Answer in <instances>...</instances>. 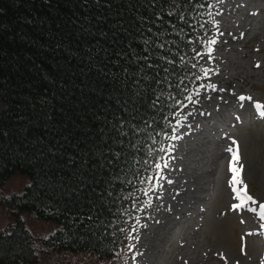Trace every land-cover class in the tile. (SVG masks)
<instances>
[{"label":"trees","instance_id":"obj_1","mask_svg":"<svg viewBox=\"0 0 264 264\" xmlns=\"http://www.w3.org/2000/svg\"><path fill=\"white\" fill-rule=\"evenodd\" d=\"M206 2L0 0V264L118 260L136 190L198 85Z\"/></svg>","mask_w":264,"mask_h":264},{"label":"rangeland","instance_id":"obj_2","mask_svg":"<svg viewBox=\"0 0 264 264\" xmlns=\"http://www.w3.org/2000/svg\"><path fill=\"white\" fill-rule=\"evenodd\" d=\"M196 25L206 47H195L196 53H206V42L218 40L211 58L197 55V65L210 70L201 84H215L217 90L193 93L197 102H188L178 119L180 138L168 143V167L161 173L167 179L154 180L157 186L148 195L136 190L126 244L118 260L107 264H225L218 254L227 264H264L261 222L253 213L231 210L237 201L226 151L233 140L239 144L248 193L264 202V118L252 107L264 103V0H210L198 9ZM240 95L253 100L241 107ZM23 182L16 174L5 191L19 190ZM25 220L39 233L52 226L31 214ZM8 222L7 209L0 206V227ZM62 263L51 257L39 264Z\"/></svg>","mask_w":264,"mask_h":264},{"label":"snow or ice","instance_id":"obj_3","mask_svg":"<svg viewBox=\"0 0 264 264\" xmlns=\"http://www.w3.org/2000/svg\"><path fill=\"white\" fill-rule=\"evenodd\" d=\"M219 35L222 36L223 33H219ZM217 42H218V40L216 38L208 40L206 42L207 52L206 53H197V55L200 56V55L207 54L211 58V54L214 51L212 46L215 45ZM256 66L259 67L260 65L257 64ZM193 67H195V65H193ZM209 71H210L209 69H202L203 77L197 76L196 79L200 80L202 78L209 77ZM181 83H183V81H181ZM202 88L203 89L210 88L213 91L217 90V86L215 84H208V85L200 84L198 87H196L194 89V93L196 96L200 95V89H202ZM221 91H223V89H221ZM185 99L189 103L197 102V101H193V95L192 94L187 95L185 97ZM238 100L241 102L240 106L243 107L244 101H252L253 98L251 96L240 95L238 97ZM177 103L180 104L182 107H187V105L184 104L183 101H177ZM252 107H254L257 114L261 118H264V103L253 102ZM237 119H239V117H237ZM177 123L179 124V121H177ZM179 138L180 137L175 136V135H173L171 137L172 140H176ZM168 150L170 151L171 149H168ZM160 151H165V149L162 148V149H160ZM226 151L228 153H230V157H231L230 158V167H229V171L232 173V177L230 180V187H231L232 192L234 193L233 199L235 201H237L236 203L232 204L231 210L235 211V212H241V213H243L244 211H247V212L255 214V216L261 222L260 228L264 229V202L257 201L255 198H253L248 193V186H247V184L244 183V181L242 179L243 165L239 164L240 159H241V157H240V146L235 140H233L232 146L228 147L226 149ZM167 167H168L167 161L164 162L163 167L159 163H157L155 165L157 173H156L155 177H152V176L147 177V183L151 185V188L144 189L145 195H148L149 191L155 190L157 184L153 183L154 179L157 183L162 179L163 180L167 179L166 177L161 175V173L163 172V169L167 168ZM167 182L172 183L171 180H167ZM141 183H144V181H141ZM159 186L162 187L163 185L161 184ZM257 205H258V207H257ZM241 222L243 223L244 221H241ZM137 223H139V221H137ZM132 231L135 232L136 228L134 227L132 229ZM249 235H251V233H249ZM132 239H137V237H132ZM130 247H134V245H132ZM137 255H140V253H137ZM218 255H220L222 259H225V264H227L226 258H224L222 254H218ZM133 259H135V257H133Z\"/></svg>","mask_w":264,"mask_h":264},{"label":"bare ground","instance_id":"obj_4","mask_svg":"<svg viewBox=\"0 0 264 264\" xmlns=\"http://www.w3.org/2000/svg\"><path fill=\"white\" fill-rule=\"evenodd\" d=\"M183 118H184V117H183ZM183 118H182V119H183ZM178 128H179V129L181 128V127L179 126V124H178ZM180 133H181V132H180ZM180 133H179V131H178V132L175 134V136H178V137H179V135H181Z\"/></svg>","mask_w":264,"mask_h":264}]
</instances>
